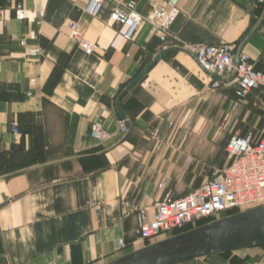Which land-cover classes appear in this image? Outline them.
<instances>
[{
	"label": "crops",
	"instance_id": "obj_1",
	"mask_svg": "<svg viewBox=\"0 0 264 264\" xmlns=\"http://www.w3.org/2000/svg\"><path fill=\"white\" fill-rule=\"evenodd\" d=\"M118 1L102 0L90 15L85 0H0V264H100L177 233L140 242L133 208L152 206L162 189L184 194L205 179L199 172L225 166L231 134L264 132V88L234 106L233 78L210 87L209 73L182 48L237 47L261 16L241 51L262 70L264 0H180L163 42L146 21L122 38L111 15ZM135 1L145 16L155 0ZM68 21L95 44L91 52L69 37ZM162 48L119 99L128 122L119 135L115 97ZM92 121L112 139H92ZM261 253L242 248L175 264H252Z\"/></svg>",
	"mask_w": 264,
	"mask_h": 264
},
{
	"label": "built area",
	"instance_id": "obj_2",
	"mask_svg": "<svg viewBox=\"0 0 264 264\" xmlns=\"http://www.w3.org/2000/svg\"><path fill=\"white\" fill-rule=\"evenodd\" d=\"M102 0H85L83 10L94 15ZM180 0H155L149 2V11L143 16L136 9L135 0H121L112 8L111 15L122 26L121 36L130 40L140 24L146 21L150 30L156 33L160 41H164L168 26L173 22L178 11ZM16 18L23 17L20 2L12 5ZM66 26L69 37L85 52L93 50L95 44L82 36L79 24L68 21ZM24 45L23 40H19ZM184 50L192 52L199 65L214 74H227L235 69L233 105L250 90L264 88V66L256 70L248 61V55L240 52L236 67L232 65V56L236 44L224 42L220 44L202 43L183 45ZM38 48L29 49L30 54H37ZM218 84L211 80L210 87ZM12 132H16V122H10ZM126 132L124 120H118L117 133ZM158 128L149 134L156 139L158 147ZM89 136L96 142H106L112 139L113 133L102 127L100 122L92 121L88 127ZM229 156V162L220 168H213L212 174L200 184L184 194L174 195L168 189H162L161 195L152 206H136L133 208L136 219V235L140 242H149L167 232L180 228L185 224L194 223L206 217H214L230 209L237 211L264 204V132L254 138L251 134H231L224 145ZM161 186V184H158ZM118 244L124 246L122 239ZM252 264H264V256Z\"/></svg>",
	"mask_w": 264,
	"mask_h": 264
},
{
	"label": "water",
	"instance_id": "obj_3",
	"mask_svg": "<svg viewBox=\"0 0 264 264\" xmlns=\"http://www.w3.org/2000/svg\"><path fill=\"white\" fill-rule=\"evenodd\" d=\"M260 18L261 16L258 17L235 48L232 56L233 67H236L241 48L259 25ZM165 50L166 48L160 49L148 60L116 95L114 101L115 109L120 118L124 120L126 126H128V122L125 119V113L119 105L121 95L145 74ZM187 52L195 57L192 52ZM207 73H209L211 79L222 82L234 78L235 69L227 77L210 72ZM250 247H262V253L257 259L264 256V204L213 218L164 238L146 243L100 264H175L190 258Z\"/></svg>",
	"mask_w": 264,
	"mask_h": 264
},
{
	"label": "trees",
	"instance_id": "obj_4",
	"mask_svg": "<svg viewBox=\"0 0 264 264\" xmlns=\"http://www.w3.org/2000/svg\"><path fill=\"white\" fill-rule=\"evenodd\" d=\"M233 92H234V90H233ZM229 160H230V158H229ZM190 189H192V188H190ZM189 189V190H190ZM173 192V191H172ZM174 193V192H173ZM174 195H176L175 193H174ZM237 210L236 209H230V210H227V211H225L224 213H222L221 215H227V214H231V213H234V212H236ZM214 217H206V218H201V219H198V220H196L194 223H189V224H185V225H183L182 227H180V228H177V229H175L174 231H172V233H174V232H179V231H182V230H185V229H188L189 227H191V226H195V225H198V224H201V223H204V222H206V221H209V220H211V219H213Z\"/></svg>",
	"mask_w": 264,
	"mask_h": 264
},
{
	"label": "rangeland",
	"instance_id": "obj_5",
	"mask_svg": "<svg viewBox=\"0 0 264 264\" xmlns=\"http://www.w3.org/2000/svg\"><path fill=\"white\" fill-rule=\"evenodd\" d=\"M212 172H213V169L207 167V169H206L205 171H203V172H199V173H201L202 175L205 176V178H207V177H209V176L212 174ZM178 189H180V191H181V190H184V189H187V188H178ZM188 189H190V188H188ZM168 190L173 191L174 193L176 192V189H173V188H168ZM222 213H224V212L219 213V214L217 215V217L223 216V215H221ZM259 248H260L261 250H263L262 247H259Z\"/></svg>",
	"mask_w": 264,
	"mask_h": 264
}]
</instances>
